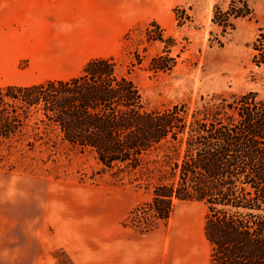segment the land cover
<instances>
[{
  "label": "trees",
  "instance_id": "trees-1",
  "mask_svg": "<svg viewBox=\"0 0 264 264\" xmlns=\"http://www.w3.org/2000/svg\"><path fill=\"white\" fill-rule=\"evenodd\" d=\"M251 1L216 3L212 24L231 34L255 15ZM175 15L179 26L191 22L185 9ZM142 32L148 44L164 45L148 70L172 71L176 39L157 21ZM252 49L254 66L264 70V26ZM15 144H67L116 177L140 172L138 186L152 192L144 210L155 220L168 221L176 201L206 205L208 264H264V97L257 92L148 109L116 58L94 59L70 79L0 87V145ZM147 227L140 232L152 222Z\"/></svg>",
  "mask_w": 264,
  "mask_h": 264
},
{
  "label": "rangeland",
  "instance_id": "rangeland-1",
  "mask_svg": "<svg viewBox=\"0 0 264 264\" xmlns=\"http://www.w3.org/2000/svg\"><path fill=\"white\" fill-rule=\"evenodd\" d=\"M218 2L226 0H142L140 5L135 3L136 21L119 37L112 53L96 54L79 67L75 66L79 61L75 52L48 66L22 59L15 66L0 67V87L72 78L90 61L114 57L119 72L140 89L148 109L181 103L194 107L201 105L202 98L215 95L230 99L257 92L264 97V70L254 66L252 49L264 26V0H252L255 15L238 21L236 30L228 35L212 24ZM177 9H185L191 22L179 26ZM152 21L177 41L171 50L177 66L170 72L148 70L151 60L164 48L162 43L145 41L142 31ZM136 25L142 30L127 39ZM136 53L142 57L140 63ZM15 145H0V227L6 229V237L16 231L23 253H44L52 239L67 238V228L82 227L89 236L94 230L113 225L119 230L123 225L141 231L152 222L153 228L147 233L156 231L152 236L172 246L176 257L191 264L208 263L209 246L203 245L205 204L176 201L168 221L155 220L153 213L144 210L152 201V192L138 186L144 182L140 181V172L116 177L102 171L93 155L67 144L34 150ZM51 254L58 264H71L62 251Z\"/></svg>",
  "mask_w": 264,
  "mask_h": 264
},
{
  "label": "crops",
  "instance_id": "crops-1",
  "mask_svg": "<svg viewBox=\"0 0 264 264\" xmlns=\"http://www.w3.org/2000/svg\"><path fill=\"white\" fill-rule=\"evenodd\" d=\"M141 2L0 0V67L15 66L22 59L48 66L69 52L79 54L75 64L79 67L96 54L108 55L136 21L135 3ZM66 79L70 77L58 80ZM121 227H101L89 236L82 227L67 228V238L52 239L44 253H23L16 231L6 237V229L0 227V264H58L51 254L55 250L71 264H191L176 257L163 239L152 236L156 231ZM203 231V245L210 251L205 224Z\"/></svg>",
  "mask_w": 264,
  "mask_h": 264
}]
</instances>
